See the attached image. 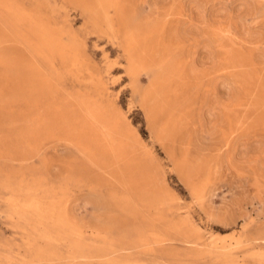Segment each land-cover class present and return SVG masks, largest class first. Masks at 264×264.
<instances>
[{
    "label": "rangeland",
    "instance_id": "1",
    "mask_svg": "<svg viewBox=\"0 0 264 264\" xmlns=\"http://www.w3.org/2000/svg\"><path fill=\"white\" fill-rule=\"evenodd\" d=\"M148 1H141L143 13L171 2ZM184 1L182 24L190 23V6L240 2ZM88 14L72 0H0V37L7 39L0 38V264H264V164L253 157L237 165L230 152L237 142L264 141V0L251 1L243 24H226L221 31V48L238 62L229 77L248 91L231 113L242 122L240 134L211 136L196 124L191 144L179 138L169 142V151L156 140L126 72L122 34L96 28ZM251 31L261 33L257 40L246 36ZM48 32L75 51L76 63L51 52L44 43ZM198 41L181 47L185 63ZM34 66L58 89L55 98L43 96L41 108L32 102ZM141 80L147 84L146 75ZM80 93L119 110L152 150L153 175L161 186L153 204L129 188L101 182L108 173L93 170L61 134H41L35 119L54 100L61 105L67 95ZM201 150L219 155V173L198 202L174 162L187 154L194 159ZM144 164L141 159L135 166ZM91 195L103 207L84 204Z\"/></svg>",
    "mask_w": 264,
    "mask_h": 264
},
{
    "label": "bare ground",
    "instance_id": "2",
    "mask_svg": "<svg viewBox=\"0 0 264 264\" xmlns=\"http://www.w3.org/2000/svg\"><path fill=\"white\" fill-rule=\"evenodd\" d=\"M72 1L89 13L96 28L117 30L122 34L127 57L126 72L133 80V89L139 95L140 105L154 125L156 140L164 147L168 149L169 142H177L179 138L182 145L191 144L192 131L196 133L192 128L196 124L211 136L217 132L224 135L240 134L242 122L232 117L231 113L237 112L240 97L247 95L248 91L233 84L229 77L228 70L237 67L238 62L236 56L231 57L227 50L221 48V31L226 24H243L241 20L247 15L251 1L256 0H240L238 5L232 7L190 6L189 24H182L183 8L186 7L184 0L175 1L178 3L161 0L167 5L163 4L148 13H143L141 9V1L145 3L148 0ZM151 3L152 6L156 4L155 1ZM259 33L251 31L246 36L257 40L261 35ZM44 37L46 46L64 62L74 64L78 61L75 51L64 45L57 33L48 32ZM191 39L199 41L188 64L182 59L180 49ZM32 70V102L34 107L41 108L43 96L55 98L58 89L43 70L35 66ZM143 74L147 76V84L141 82ZM210 75V82L206 84V77ZM123 118L119 110L80 93L67 95L61 105L54 100L48 113L42 112L41 117L34 119L36 125L41 124L43 127L41 134L47 132L54 137L61 134L67 143L76 146L83 157L89 160L93 170L101 174L106 171L109 178H101V182L129 188L153 204L158 196L157 189H161L153 175V152L141 141L138 133L125 124ZM32 129L33 134H37L35 126ZM230 152L237 165L250 164L253 157L259 158L264 164L262 139H254L250 143L237 142L235 150ZM187 155L174 163L199 202L205 197V185L219 173L216 160L219 155L212 156L202 150L194 159ZM141 159H145L146 164L135 166ZM124 163L127 166L120 168ZM84 204L103 207L102 199L97 195L86 197Z\"/></svg>",
    "mask_w": 264,
    "mask_h": 264
}]
</instances>
